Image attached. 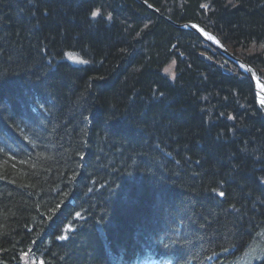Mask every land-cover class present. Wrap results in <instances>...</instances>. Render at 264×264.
<instances>
[{
  "label": "trees",
  "instance_id": "obj_1",
  "mask_svg": "<svg viewBox=\"0 0 264 264\" xmlns=\"http://www.w3.org/2000/svg\"><path fill=\"white\" fill-rule=\"evenodd\" d=\"M174 24L264 87V0H0V264H264V107Z\"/></svg>",
  "mask_w": 264,
  "mask_h": 264
},
{
  "label": "water",
  "instance_id": "obj_2",
  "mask_svg": "<svg viewBox=\"0 0 264 264\" xmlns=\"http://www.w3.org/2000/svg\"><path fill=\"white\" fill-rule=\"evenodd\" d=\"M149 9L156 13L155 10H153L151 8H149ZM174 25L176 27L185 28V29H188V30L194 32L196 35L200 36L201 39H203V41L205 43L211 45L219 53H221L227 60H229L234 65L239 66L240 68H242V70H244V73L246 74V76L250 79L251 83L254 85L255 93L257 94V96L259 98H262V100H264V93L259 89L258 84H257L255 78L253 77V75L249 71V66L243 60L239 59L238 57H236L235 55H233L231 52H229L227 49L223 48L222 46H218V45L212 43L211 41H208L206 38H204L201 35V33L199 32L197 26L192 25V24H185V25H177V24H174ZM201 57H203L204 59H207V57L205 55H201Z\"/></svg>",
  "mask_w": 264,
  "mask_h": 264
},
{
  "label": "rangeland",
  "instance_id": "obj_3",
  "mask_svg": "<svg viewBox=\"0 0 264 264\" xmlns=\"http://www.w3.org/2000/svg\"><path fill=\"white\" fill-rule=\"evenodd\" d=\"M68 58L70 59V56H68ZM168 71L171 73V74H174V68H173V64H170L169 68H168ZM231 71V70H230ZM232 73H234V70L231 71ZM171 76V75H170Z\"/></svg>",
  "mask_w": 264,
  "mask_h": 264
},
{
  "label": "bare ground",
  "instance_id": "obj_4",
  "mask_svg": "<svg viewBox=\"0 0 264 264\" xmlns=\"http://www.w3.org/2000/svg\"><path fill=\"white\" fill-rule=\"evenodd\" d=\"M212 62H213V61H212ZM224 66H225L224 63H223V64H217V67L220 68V69H224V68H225ZM262 102H263V104H264V100H263ZM259 104H261V106L264 107V105H262L261 102H259Z\"/></svg>",
  "mask_w": 264,
  "mask_h": 264
},
{
  "label": "snow or ice",
  "instance_id": "obj_5",
  "mask_svg": "<svg viewBox=\"0 0 264 264\" xmlns=\"http://www.w3.org/2000/svg\"><path fill=\"white\" fill-rule=\"evenodd\" d=\"M93 15H95V13Z\"/></svg>",
  "mask_w": 264,
  "mask_h": 264
}]
</instances>
